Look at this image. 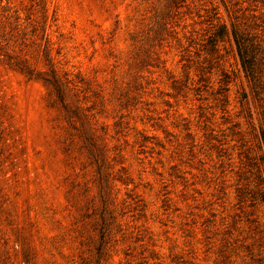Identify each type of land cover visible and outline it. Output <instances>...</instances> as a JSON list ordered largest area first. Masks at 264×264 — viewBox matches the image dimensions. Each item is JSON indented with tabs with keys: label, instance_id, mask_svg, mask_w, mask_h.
<instances>
[{
	"label": "rangeland",
	"instance_id": "1",
	"mask_svg": "<svg viewBox=\"0 0 264 264\" xmlns=\"http://www.w3.org/2000/svg\"><path fill=\"white\" fill-rule=\"evenodd\" d=\"M0 264H264V0H0Z\"/></svg>",
	"mask_w": 264,
	"mask_h": 264
},
{
	"label": "trees",
	"instance_id": "2",
	"mask_svg": "<svg viewBox=\"0 0 264 264\" xmlns=\"http://www.w3.org/2000/svg\"><path fill=\"white\" fill-rule=\"evenodd\" d=\"M237 43H238V47H239V53H242V48H240V42H237Z\"/></svg>",
	"mask_w": 264,
	"mask_h": 264
}]
</instances>
